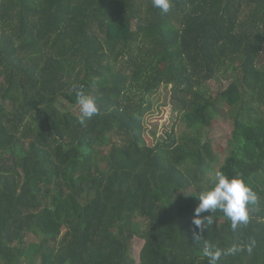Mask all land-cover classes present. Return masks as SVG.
I'll list each match as a JSON object with an SVG mask.
<instances>
[{
  "label": "trees",
  "instance_id": "trees-1",
  "mask_svg": "<svg viewBox=\"0 0 264 264\" xmlns=\"http://www.w3.org/2000/svg\"><path fill=\"white\" fill-rule=\"evenodd\" d=\"M74 86L99 109L83 124ZM163 86L189 131L149 146ZM223 117L225 149L203 141ZM218 173L257 201L200 231ZM205 245L264 264V0H0V264H208Z\"/></svg>",
  "mask_w": 264,
  "mask_h": 264
},
{
  "label": "clouds",
  "instance_id": "clouds-1",
  "mask_svg": "<svg viewBox=\"0 0 264 264\" xmlns=\"http://www.w3.org/2000/svg\"><path fill=\"white\" fill-rule=\"evenodd\" d=\"M152 6L167 13L171 7V0H152ZM74 91L80 108L78 119L83 124L86 120L97 115L99 109L94 98L86 94L82 87L74 86ZM198 197L200 202L194 209L192 225L200 231L205 229L206 223L211 224L213 222L211 215L201 218V213H212L219 210L231 220L232 229L235 230L239 224L248 222L247 205L257 201L256 193L239 176L230 179L222 173L217 174L214 187L201 192ZM193 236L195 240L201 237L195 231ZM253 247H255L254 240L250 243L248 251H251ZM237 251V248L232 247L222 252L219 249H213L210 245H205L204 255L208 258V264H217L222 254L232 255Z\"/></svg>",
  "mask_w": 264,
  "mask_h": 264
},
{
  "label": "rangeland",
  "instance_id": "rangeland-1",
  "mask_svg": "<svg viewBox=\"0 0 264 264\" xmlns=\"http://www.w3.org/2000/svg\"><path fill=\"white\" fill-rule=\"evenodd\" d=\"M230 77V75H229ZM219 85L212 81L209 88L215 91ZM170 88L163 86L161 90L150 97L151 109L144 117L145 133L144 138L146 144L153 146L163 140L169 139V134H175L178 139L185 135L189 128L181 121L178 114L172 113L169 105ZM62 108L73 110L70 104L61 103ZM77 109V108H76ZM232 131V120L229 118H216L211 127L203 130V141H210L216 147L226 148L227 142ZM221 162L223 156L220 157ZM218 168V166H216ZM143 244V240H136L134 249L136 254Z\"/></svg>",
  "mask_w": 264,
  "mask_h": 264
}]
</instances>
